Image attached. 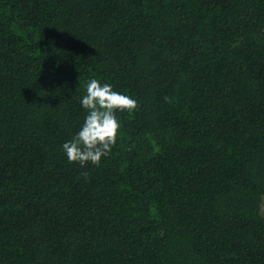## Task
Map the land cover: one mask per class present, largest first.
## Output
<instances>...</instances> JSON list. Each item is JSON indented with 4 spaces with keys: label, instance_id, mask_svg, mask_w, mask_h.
Segmentation results:
<instances>
[{
    "label": "trees",
    "instance_id": "trees-1",
    "mask_svg": "<svg viewBox=\"0 0 264 264\" xmlns=\"http://www.w3.org/2000/svg\"><path fill=\"white\" fill-rule=\"evenodd\" d=\"M92 78L137 107L81 167ZM0 264H264V0H0Z\"/></svg>",
    "mask_w": 264,
    "mask_h": 264
},
{
    "label": "clouds",
    "instance_id": "clouds-1",
    "mask_svg": "<svg viewBox=\"0 0 264 264\" xmlns=\"http://www.w3.org/2000/svg\"><path fill=\"white\" fill-rule=\"evenodd\" d=\"M79 103L85 110L83 122L72 138L62 143L61 149L69 163L99 166L116 145L121 127L117 114L133 111L137 100L114 90L111 83L92 78L86 82Z\"/></svg>",
    "mask_w": 264,
    "mask_h": 264
}]
</instances>
